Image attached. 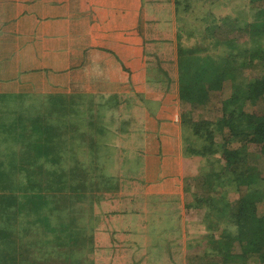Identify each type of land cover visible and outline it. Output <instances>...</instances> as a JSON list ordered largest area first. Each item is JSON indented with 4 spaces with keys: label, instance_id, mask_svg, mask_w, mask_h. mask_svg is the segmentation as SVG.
<instances>
[{
    "label": "crops",
    "instance_id": "obj_1",
    "mask_svg": "<svg viewBox=\"0 0 264 264\" xmlns=\"http://www.w3.org/2000/svg\"><path fill=\"white\" fill-rule=\"evenodd\" d=\"M0 27L2 103L8 102L2 99L12 97V70L18 72L19 68L35 69L29 77L43 78L52 67L59 77L82 80L81 90L105 94L150 93L159 86L156 79L177 80L174 0H0ZM3 42H7L5 48ZM166 83L164 102L154 107L150 104L149 110L158 107V113L131 131L138 132L139 139L132 143L126 137L127 144L118 141L117 147L127 156L135 148L144 158L137 177L140 187L135 189L128 183V189L126 185L114 193H103L101 200L88 202L94 222L100 219L99 237L95 231L96 264H188L185 249L203 238L195 225L207 222L206 231L216 232L211 227L223 225L216 216L218 209L221 215L231 214L234 197L229 196L228 202H192L193 194L204 192L194 181L203 173L199 165L196 171L192 165L186 166L179 119L163 113L172 110L169 101L177 94L175 81ZM145 124L149 136L143 135ZM133 177L128 176V180ZM118 182H122L121 177ZM0 196V216L6 218L0 222V227L6 226L0 238L12 246L6 206L12 202V191L0 188ZM110 254L115 257L110 259ZM0 258L12 260V254L0 253Z\"/></svg>",
    "mask_w": 264,
    "mask_h": 264
},
{
    "label": "trees",
    "instance_id": "obj_2",
    "mask_svg": "<svg viewBox=\"0 0 264 264\" xmlns=\"http://www.w3.org/2000/svg\"><path fill=\"white\" fill-rule=\"evenodd\" d=\"M248 1V5L246 3L240 8L238 16H217L213 11L207 12V17L202 19L207 28L215 23L216 29L211 32L215 35L210 37L201 34L200 38L197 37L193 54H185V47L180 41L185 27L177 17L180 65L178 100L181 107H184L180 113L183 150L185 156H199L203 162L199 169L203 174L194 181L201 185L198 190L202 188L204 192L193 194L192 202H228L230 191L238 194L231 201L234 202L233 206H229L232 215H221L222 210L218 209L216 216L223 220L224 227L222 224H214L211 228L216 229V232L220 231V236L216 238L215 231L212 230V234L208 236L211 243L209 250L205 249L201 256L191 254L188 256V264H234V260L241 264L248 258L254 259L257 264H264V175L249 173L252 159L260 162V165L264 161V113L255 109L258 102L264 101V0ZM209 23L211 26H208ZM222 25L227 27L224 39L217 34ZM235 42L250 43L251 47L242 44L238 56L233 48L227 55L220 51L209 54L208 50L212 45L221 44L220 48H226L227 45L233 46ZM209 55L213 59L205 69H201L203 59ZM53 72L52 67L46 71L48 75ZM230 84L231 89L225 92ZM215 93L220 94L216 111L221 114L213 119L210 116L199 118L200 112L196 110L206 108L209 111L208 105L212 95L217 96ZM114 95L119 98V94L105 97L111 101ZM65 98L68 102L71 101L72 106L81 100ZM12 99L16 102L12 104L11 111L12 135L8 134V125L0 123V188L12 191L8 240L12 239L13 253L12 260L1 259L0 263L12 261V264H49L47 256L43 254L47 252L46 238L49 232L48 202H65L66 205V193L61 191L60 181L66 184L73 181L76 189L71 192L74 193L72 202L82 204L70 208L71 217L67 215L66 219L65 216L62 218L67 233L58 236L57 245L63 242L65 253L61 251L66 258L64 257L65 262L56 259L54 264H96L95 231L100 229V219L96 218L95 223L93 213L90 215L89 211L80 209L83 202L101 200L103 193L120 190L119 179L114 185L111 178L98 172L95 178H91L95 184L88 188L84 183L87 175L92 176L91 172L76 177L69 157L62 158L59 162L55 152H48L49 140L53 142L50 145L55 151L62 144L65 148L69 147L66 149L69 150L71 140L65 138L60 141L56 133L49 134L43 93L12 92ZM48 103L50 110L58 109L56 106L61 104L50 98V95ZM120 103L121 101L119 105ZM186 106L190 108L186 109ZM123 131L129 132L126 128ZM75 133L80 136L83 132L76 129ZM76 135H73L74 140ZM11 142L12 147L9 146ZM249 148L253 150V154ZM59 165L65 166V169ZM79 184L82 186L77 189ZM78 217L83 220H78ZM228 225L233 228L231 232ZM83 226L89 232L88 254L84 256L85 260L79 261L77 258L73 262L75 256L72 250L78 253L82 249L77 250L71 245V237L75 234L74 230L81 231L80 237L74 241L86 237L87 232L82 229ZM3 231H6V226L0 227V235H3ZM0 241H3L2 238ZM78 256L80 257L79 254ZM109 257L113 259L115 255L110 254Z\"/></svg>",
    "mask_w": 264,
    "mask_h": 264
},
{
    "label": "rangeland",
    "instance_id": "obj_3",
    "mask_svg": "<svg viewBox=\"0 0 264 264\" xmlns=\"http://www.w3.org/2000/svg\"><path fill=\"white\" fill-rule=\"evenodd\" d=\"M248 0H174L175 3V15L178 17V20L182 21V24L185 27V32L182 33V37H180V41H182L183 46L185 47V54H193V49L196 47V41L197 37H201V34H205L204 36H214L215 34H212L211 32L215 30L214 27L215 23H209L206 27V22L203 21L202 18L207 17V12H215L217 16H238V12L240 11V8H243L244 4L248 3ZM223 26V25H222ZM226 26L224 25L220 29H218V33L222 39L226 38L224 36V31L226 30ZM1 30V27H0ZM177 40L178 37L176 36ZM7 42H3L2 46L5 48ZM231 44V43H230ZM244 45L245 47H251L250 43H240L235 42L232 46H226V48H220L221 44L215 45L212 47H209V54L213 55L216 51L222 52V54L227 55L231 48L235 51V53L240 55L241 45ZM220 45V46H219ZM226 49V51H225ZM2 51V50H1ZM205 52H207L205 50ZM208 54V52H207ZM207 56L205 59H203V66L201 69H205L208 65V63L213 59V56ZM166 56H170V54H166ZM159 58V55L157 56ZM227 58V57H225ZM154 59V57H153ZM179 59V58H178ZM53 64L50 62V65ZM13 65V63H12ZM165 66H168V64H165ZM178 73H177V80H172L171 78L164 80L163 82H158L160 80H157L156 83L159 84V86H156L154 89L151 88V92L147 93H134L129 92L126 94L118 93L119 98L114 95L113 100H108L106 96H109L110 94L105 93H95L94 91H84L81 90V84L82 80L74 79V78H63L62 76L59 77L60 73H51L50 75L46 74L44 72V75L46 77L43 78H31L29 77L31 71H35V69L32 70H22L19 68L18 72L15 70H12V92H36V93H43L44 100H45V115L48 113V130L49 134L56 133L58 135L57 138H59L60 141L64 140L65 138L71 140V146L69 150V147L65 148V146L62 144V146L58 147V150H54L53 147L50 144H53L52 141L49 140L48 144V152L51 151L52 153H56V158L60 162L62 158H70V161H72V167H73V173L76 174V177H81L82 175H87L89 172H91L92 176L87 175V181L86 184L88 188L93 186L94 181L91 179L92 177L95 178L97 176L98 172L101 174H105L107 178H111L114 185H116L117 180L119 177H121L122 182L120 183V189L124 188L128 183L130 185H133L135 189H138L141 185V181L137 180V177L139 173L141 172V169L143 166V162L145 164L144 158L142 157V154H138L137 150L134 148V150H131L130 156H127L122 149V147L118 146V141L120 139L123 140V144H127L125 142L126 137H130L129 141L134 143V141L139 139L138 132L132 134L131 131L137 129L136 125L144 124V122L151 118L150 115H156L158 113V107L157 110H149L151 107L150 104L154 107L155 105L162 104L164 102L165 96L167 97V94L163 93V91H167V85H165L166 82H169V84L172 81H175L176 85V91L177 94L174 95L169 103L172 106V110L169 108L168 110H165L163 113L164 115H169L170 118H174L175 120L179 119L180 122V113L184 110V107H181V104L179 102L178 98V91H179V61H178ZM73 74V73H72ZM17 75V76H16ZM4 82L8 81V78L3 80ZM129 81V80H128ZM149 81H154L152 79H148ZM76 82L75 86H73V83ZM124 82V80H123ZM130 82V81H129ZM78 83V85H77ZM155 83V82H154ZM131 86V83H129ZM167 84V83H166ZM133 85V84H132ZM172 85V84H171ZM119 87V86H118ZM76 88V89H75ZM124 89V87H123ZM231 89V84L228 85V87L225 89V92H228V90ZM110 91L113 92V89L110 88ZM134 91V90H133ZM0 94H4L1 93ZM116 94V93H111ZM216 95H212V100L209 103V111L206 110V108H200L197 109V112H200L199 118H214L218 114H221L220 112L216 111V109L219 106V98L220 94L215 93ZM47 98H46V96ZM48 95H50V98L56 99L61 104L57 105L58 109H51L49 107L48 103ZM103 96V97H100ZM223 96V93L221 94ZM65 97H72L69 98L71 100H77L81 99L79 103L72 106L71 101L68 102V99ZM110 97V96H109ZM121 97V98H120ZM130 100H129V99ZM174 98V100H172ZM224 98V97H223ZM3 101L8 100L7 103L1 102L0 97V123L2 125H8V134L12 135V112L10 110L11 104H16L15 100L12 99V97H6L5 99H2ZM119 101H121L119 105ZM132 101V103H131ZM177 102V103H176ZM137 104V105H136ZM131 105V106H130ZM139 107L138 109L136 107ZM104 107L105 109L102 110L101 108ZM132 107V108H131ZM186 109H189L190 107L186 106ZM60 109V110H59ZM255 109L258 112L264 113V101L258 102L255 106ZM53 110V111H52ZM51 117V119H50ZM10 125V126H9ZM77 125V126H76ZM76 126V127H75ZM92 126V127H91ZM148 124L144 125V132L143 135L149 136L148 133L150 132L149 129H147ZM124 128L129 130V132L124 133ZM76 129L82 131L83 133L79 136L76 135ZM137 134V136H136ZM73 135H76L75 140ZM142 135V133H140ZM144 140V139H143ZM131 144V143H129ZM138 144V143H137ZM12 147V142L9 145ZM253 147V146H251ZM249 151L251 154H253V150L249 148ZM188 161L186 162V166L192 165L193 170L196 171L197 167L200 164L202 165L203 162L201 161L202 157L195 158L190 160L188 156H186ZM253 158V157H251ZM99 161H97V160ZM253 160V159H252ZM251 160L249 173H263L264 175V161L259 164L260 162H257L256 160ZM189 163V164H187ZM113 164H118V166H115ZM129 164L128 168L122 169L120 166ZM258 165V166H256ZM62 167L61 165H59ZM253 166V167H252ZM65 169V166L62 167ZM89 169V170H88ZM117 175V176H114ZM133 180H128V176H133ZM89 179V180H88ZM91 179V180H90ZM96 180V179H95ZM119 183V182H118ZM75 182H69L68 184L64 183L63 181H60V189L61 191L65 192V199H66V205L65 202H48L49 207V213L47 218V227L49 229L47 238H46V250L47 252H44L43 254L47 256L49 264H54L57 259L60 262H65L64 259V253H65V245H62L63 242H60L58 245V236L63 234H66L67 231H65L63 224H62V218L65 216V219L68 215V217H71L70 215V208L71 207H79L82 203L72 202L74 193H71L76 189ZM82 184L78 185L77 189H80ZM127 189L130 188V186L127 185ZM263 188H264V182H263ZM233 191L229 192V199L233 198L236 199L238 197V194ZM232 193V194H231ZM245 193V191H244ZM70 194V195H68ZM69 205V206H68ZM7 210L10 212V215H12V202H9V204H6ZM89 210V203L83 202V206L81 207L80 211H88ZM6 220L5 215L0 216V222L3 220ZM78 220H83V218L78 217ZM49 221V222H48ZM56 222V223H55ZM209 225L210 223L202 222L201 225H195V229L202 230L201 234L203 235V238L199 241L194 240V244L191 246L189 245V249L186 248L185 250L187 253V256H190L191 254H199V256L204 254V250L206 249L205 246H209L211 244L209 242V239L205 236L212 234V232H207L205 225ZM87 226V222H86ZM83 226L82 229L87 232V236L84 237L82 240L74 241V239H77L80 237L81 231L74 230L75 234L72 236L71 245L74 246L75 249H82L81 252L76 253L74 250H72V254L75 256L73 259V262H76V260L79 259H86L84 256H87L88 249H89V232L87 229H85ZM236 228L234 227V230ZM221 230V229H220ZM228 230L231 232L233 230L232 226L228 225ZM219 232H214L215 237L218 238L220 236ZM96 236L99 237V231L96 230ZM179 242V241H178ZM177 242V246L179 245ZM8 244L6 240L0 241V253L4 255H10L12 254V246L10 245V249L8 248ZM175 245V244H174ZM71 246V247H72ZM64 252H62V251ZM200 250L202 253H200ZM71 253V252H70ZM191 253V254H190ZM80 255V257L78 256ZM84 254V255H83ZM66 258V257H65ZM78 258V259H77ZM3 258H0V260ZM207 260V258H206ZM210 260V259H209ZM232 261V260H230ZM205 262V261H204ZM226 262V261H224ZM234 264H238L236 260H234ZM223 264V263H220ZM227 264V263H226ZM241 264H257V262L252 259L248 258Z\"/></svg>",
    "mask_w": 264,
    "mask_h": 264
}]
</instances>
